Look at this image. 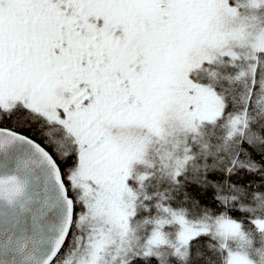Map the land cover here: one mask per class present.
<instances>
[{
  "label": "snow or ice",
  "instance_id": "6c2138e0",
  "mask_svg": "<svg viewBox=\"0 0 264 264\" xmlns=\"http://www.w3.org/2000/svg\"><path fill=\"white\" fill-rule=\"evenodd\" d=\"M0 264H264V0H0Z\"/></svg>",
  "mask_w": 264,
  "mask_h": 264
}]
</instances>
